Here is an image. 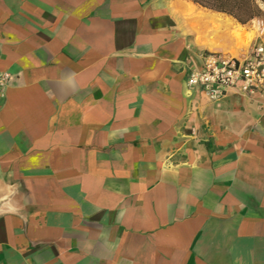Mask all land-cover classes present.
<instances>
[{
  "label": "crops",
  "instance_id": "0c3cea01",
  "mask_svg": "<svg viewBox=\"0 0 264 264\" xmlns=\"http://www.w3.org/2000/svg\"><path fill=\"white\" fill-rule=\"evenodd\" d=\"M226 24L189 0H0V264H264V89L185 85L236 53Z\"/></svg>",
  "mask_w": 264,
  "mask_h": 264
},
{
  "label": "built area",
  "instance_id": "2783aa9c",
  "mask_svg": "<svg viewBox=\"0 0 264 264\" xmlns=\"http://www.w3.org/2000/svg\"><path fill=\"white\" fill-rule=\"evenodd\" d=\"M185 85L188 89H198L211 101L222 98L230 90L251 94L264 89V45L254 43L244 56L202 52L199 64L187 68Z\"/></svg>",
  "mask_w": 264,
  "mask_h": 264
},
{
  "label": "rangeland",
  "instance_id": "374dc122",
  "mask_svg": "<svg viewBox=\"0 0 264 264\" xmlns=\"http://www.w3.org/2000/svg\"><path fill=\"white\" fill-rule=\"evenodd\" d=\"M256 3L260 13L252 18L255 23L251 24L252 19H250L240 26L226 24L227 39L230 41V46L236 50L235 54L230 53V55L244 56L254 43L264 42V0H256Z\"/></svg>",
  "mask_w": 264,
  "mask_h": 264
},
{
  "label": "trees",
  "instance_id": "16d2710c",
  "mask_svg": "<svg viewBox=\"0 0 264 264\" xmlns=\"http://www.w3.org/2000/svg\"><path fill=\"white\" fill-rule=\"evenodd\" d=\"M211 11L222 12L244 24L260 13L256 0H189Z\"/></svg>",
  "mask_w": 264,
  "mask_h": 264
}]
</instances>
